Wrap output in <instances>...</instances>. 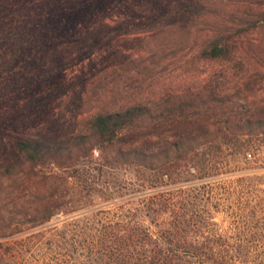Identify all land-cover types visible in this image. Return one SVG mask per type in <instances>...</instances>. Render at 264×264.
Instances as JSON below:
<instances>
[{"label":"trees","instance_id":"obj_1","mask_svg":"<svg viewBox=\"0 0 264 264\" xmlns=\"http://www.w3.org/2000/svg\"><path fill=\"white\" fill-rule=\"evenodd\" d=\"M187 6L0 0V74L26 57L33 79L60 74L118 34L152 29ZM110 16L115 23L94 33L93 23ZM87 37L78 56L62 53ZM201 53L232 59L234 48L219 34ZM238 91L210 81L99 109L69 133L14 134L13 157L0 166V264L25 256L13 235L58 215L76 216L47 242L59 253L56 264H264L263 181L243 175L221 195L206 185L263 149L264 102L241 100Z\"/></svg>","mask_w":264,"mask_h":264},{"label":"rangeland","instance_id":"obj_2","mask_svg":"<svg viewBox=\"0 0 264 264\" xmlns=\"http://www.w3.org/2000/svg\"><path fill=\"white\" fill-rule=\"evenodd\" d=\"M186 2L189 6L156 21L152 29L120 33L60 74L33 79L38 73L36 66L25 61L27 57L16 68L0 74V166L13 157L14 134L69 133L95 111L127 101L152 100L214 81L226 89L239 90L241 100L264 102V21L260 19L264 0ZM103 22L113 25L115 19L110 16L93 23L94 33L106 29ZM219 34L231 42L232 59L207 58L201 53L206 42ZM88 40L71 41L62 53L74 58L78 46ZM41 54L52 58L50 53ZM257 158L206 185L221 195L222 187L245 175L252 182L263 181L260 185L264 186V146ZM121 176L119 173L117 178ZM75 216L58 215L13 235L11 242L25 251L18 264H56L59 253L47 242L59 228L72 227ZM217 219L224 225L228 222L223 212L217 213Z\"/></svg>","mask_w":264,"mask_h":264}]
</instances>
